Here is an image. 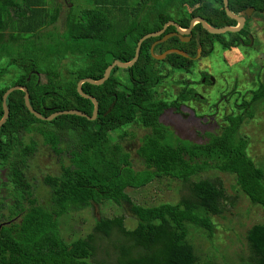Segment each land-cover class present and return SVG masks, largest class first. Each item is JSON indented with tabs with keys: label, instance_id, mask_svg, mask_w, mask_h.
Wrapping results in <instances>:
<instances>
[{
	"label": "trees",
	"instance_id": "obj_1",
	"mask_svg": "<svg viewBox=\"0 0 264 264\" xmlns=\"http://www.w3.org/2000/svg\"><path fill=\"white\" fill-rule=\"evenodd\" d=\"M214 1L142 0L129 8L122 0H99L103 9L85 8L75 14L73 8L63 18L61 9H45L39 5L41 0H12L13 15L7 7L0 10V120L3 97L17 86L28 89L32 107L44 117L69 110L91 117L93 103L77 91L81 80L99 81L115 61H132L139 41L161 31L177 14L183 29L195 17L215 28L235 27L223 0ZM229 2L233 13L248 7L262 9L264 4V0ZM187 5L192 12L184 11ZM178 7L183 8L180 13H176ZM7 31L11 33L6 35ZM172 31L170 27L168 32ZM192 34L191 43L169 39L158 44L154 53L180 49L195 54L200 46L203 61L213 55L216 45L223 52L240 48L239 38L245 31L211 35L197 25ZM158 40L143 43L133 68L114 69L102 86H83V92L99 102L96 120L68 115L41 121L26 107L23 91L8 97L10 117L0 134V168L5 170L2 186L8 190L0 200V264H220L209 250L195 243L199 235L212 243L213 252H220L213 244L217 220L227 221L228 208H236V199L218 174L234 176L240 194L264 209V167L252 159L250 139L241 134L243 126L254 120V108L264 111L263 69L257 72L255 89L242 93L235 85L220 97L224 101L219 105L205 98V104H210L208 117L213 124H221L215 126L217 132L206 130L201 143L194 142L177 137L162 119L171 109L181 113L183 102H202L200 95L188 86L189 81L182 83L185 88L175 103L158 93L171 76L172 66L191 74L193 62L188 65L177 54L163 61L154 59L151 49ZM226 102H231L234 112H227L221 120L218 107L226 108ZM130 125L146 130L137 149L142 170H136L123 145L138 136L124 130ZM35 136L41 137L44 148L61 157L60 175L47 174L42 180L29 176L31 159L40 149ZM165 180L178 184V202L138 205L129 194V190ZM39 185L45 186L47 198ZM108 205L129 213L135 227L127 226L124 215L101 216L85 236L76 235L70 242L65 239L62 228L76 216ZM224 228L229 230V226ZM245 238L248 254L238 264H264V224L248 228ZM229 261L225 257L222 264Z\"/></svg>",
	"mask_w": 264,
	"mask_h": 264
},
{
	"label": "rangeland",
	"instance_id": "obj_2",
	"mask_svg": "<svg viewBox=\"0 0 264 264\" xmlns=\"http://www.w3.org/2000/svg\"><path fill=\"white\" fill-rule=\"evenodd\" d=\"M54 1L55 0H46L45 5H50V9H55V5L52 3ZM141 1L142 0H122V4L128 6L129 8H135L141 3ZM207 2L212 4L214 2L215 4L214 0H207ZM73 4V11L75 14L89 7H91L92 9H97L89 2H87L86 6L84 0H73ZM151 5L152 4H150L149 6ZM108 6L110 8H113L111 4H108ZM189 7L190 6L187 5L185 8L186 10L184 11L186 12ZM182 9V7L181 9L178 7L177 13H180ZM75 14L74 17H76ZM7 19L8 17H6V21ZM115 20L117 22L118 19L116 18ZM251 21L252 30L254 31V33H257L256 35L259 39V42L258 44L256 43L253 51L242 49L243 47H240L239 49H233L231 51L223 52L220 46L216 45L213 55L201 62L200 67L205 72H207V74H212L217 83L216 86L212 89L207 88V86L203 87L202 85L197 86L196 89L199 92L202 91L204 93H207L206 95H204V100L206 98L209 103L213 105H219L221 101H224V99H221L220 97L223 94L225 95L227 94V92L232 91L235 85H237V90L239 91L240 89L242 93L253 89L257 84V72L260 70V68H262L264 71V58H260L261 55H264V13L259 16L253 15L251 17ZM127 25V22L123 23L121 25V31ZM71 59L72 60L69 61L74 60L73 58ZM2 62H7V60H4ZM1 65L4 64L2 63ZM67 65L72 67L71 64ZM201 68L199 69L201 70ZM9 70L13 71L12 68H10ZM187 77L190 76L185 75L183 77H173L171 78V80L165 81L158 88L159 95L162 94V96H164L167 91L177 86L172 83V80L175 83V81L178 80H186ZM194 77L196 81L199 79L198 75H195ZM263 79L264 73L261 77V80ZM1 83L2 82H0V84ZM189 87L193 86L190 85ZM232 101L234 100H231V102ZM231 102H226V108L224 105L218 107L219 109L221 108V114L219 115V118L221 120L224 115L227 114V112H234V110L230 108ZM207 106H210V104H205V102L203 103V101H196L193 102L192 108L183 109L184 113L190 117H192L191 110L196 112L193 113V118H189L188 121H185V119H180V116L179 118L172 117L169 111L165 114L162 120L166 123V125L171 126L170 128L173 129V132L177 137L201 143L203 141V134L206 130L209 131L210 129L212 132H217V128L215 126L221 124H215V122L214 124L212 123V119H210L211 117L208 115V110H206ZM254 109V120L243 126L241 134L243 133L250 139L251 145L248 152L252 159L255 161L257 166L264 167V111L259 106H256ZM196 117H198L199 119ZM217 120L218 118H215V121ZM199 127H202V130H198ZM125 130L137 134L138 139H142V137L146 133V130L136 125H133L131 128ZM34 139L41 142L39 151L36 153L33 161L30 163L29 176L31 178H36V180H42L43 177L47 174L60 175V156L56 157L48 148L42 147L41 143H43V141L41 138L35 136ZM26 141H29L28 137L26 138ZM124 145L128 146V151L131 154L132 160H134L133 164L136 170H142L143 164L137 157V149L140 146L139 141L137 140V142L135 141L134 143L127 142ZM51 160H54L55 163H49ZM64 160L65 162H67V158H65ZM4 174L5 170L1 168L0 200L2 199V197L8 195V190L2 186L3 182L5 181ZM218 177L221 178L225 183L228 194L233 199H236V208H233L231 210L228 208L229 211L227 212V221H223L222 219L217 220L218 228L216 231V235L213 238V244L218 246L220 252H213V249H211L212 243L205 240L199 235H195V243L198 246L203 245L204 249L209 250L210 254L213 255V257L217 258L220 264H222V260L225 257L231 260L229 261L230 264H238V260L240 259V257L247 256L248 254L245 233L248 228H251L256 224H264V209L262 207L253 206L243 194H240V190L236 185L234 176L218 174ZM38 187L42 196L47 198L48 192L44 190L45 186L39 185ZM129 194L132 197L133 201L138 205H158L161 203H176L179 201L178 184L173 181L170 182L168 180L162 182L156 181L152 185L142 190H129ZM119 215H124L126 217V224L129 228L133 229L135 227V223L133 220H131L132 216L129 213L124 214L117 206L108 205L105 207H97L95 210H86L82 214L76 216V218H74V221L71 220L67 226L62 228V231L64 232L65 239L67 241H74L76 238H78L77 236H85L91 231V229L95 225V218H101V216L112 218ZM225 225L229 226L228 231L225 230Z\"/></svg>",
	"mask_w": 264,
	"mask_h": 264
},
{
	"label": "water",
	"instance_id": "obj_3",
	"mask_svg": "<svg viewBox=\"0 0 264 264\" xmlns=\"http://www.w3.org/2000/svg\"><path fill=\"white\" fill-rule=\"evenodd\" d=\"M224 9L227 13V16L230 19H232L233 21L237 22V27L226 26L223 28H215V27H212L210 24H208L205 19L200 18V17L194 18L191 21L190 26L187 29L181 28L178 24H176L174 22H169L163 27V29L161 31L148 34L139 41L137 49H136L135 57L132 61H130L128 63L115 61L111 66H109L107 68L103 78L100 79L99 81H95L93 79L81 80L78 83L77 91L81 97H83L87 100H90L93 103L94 111H93V115L91 117L88 116L86 113L81 112L79 110L59 111V112L53 113L52 115H50L48 117H44L41 113L37 112L32 107L31 102H30V95H29L28 89L26 87L17 86V87H13V88L9 89L3 97L4 115H3L2 119L0 120V134H1L2 128L7 123L8 119L10 117V110L8 108V105H7L8 97L15 91H23L25 93V105L28 108V110L30 111V113L32 115H34L38 120L53 121L60 116H68V115L86 118L90 121L96 120L98 117V114H99V102L95 97L87 95L83 92V86L85 84H90L93 86H102L103 84H105V82H107L109 80L111 73L115 68H120V69H124V70H128L130 68H133L134 65L138 62V60L140 58L141 48H142L143 43L149 39H152V38L162 37L166 33V31L168 30L169 27L175 28L176 29L175 33L165 35L160 41H157L152 46L151 54H152L153 58L156 60L163 61L171 54H177V55H180L184 58H188V54H186L185 52H183L181 50H177V49L166 51L165 53L160 54V55L155 54L154 50L158 44L166 43L169 39H171L174 36L179 37L181 39V42H183V43L190 42L191 37H192V32L197 25H202L203 29L211 35H225L228 33H232V34L239 33L245 26V22H246L245 14L243 16V14L242 15H236L233 12H231V10L229 9V0H224ZM252 13H253V9H249V10H247L246 15L248 17H250ZM201 54H202V50L200 49L198 52V58L201 57Z\"/></svg>",
	"mask_w": 264,
	"mask_h": 264
},
{
	"label": "flooded vegetation",
	"instance_id": "obj_4",
	"mask_svg": "<svg viewBox=\"0 0 264 264\" xmlns=\"http://www.w3.org/2000/svg\"><path fill=\"white\" fill-rule=\"evenodd\" d=\"M223 4H224V0H223ZM199 6H196L195 7V9L196 8H198ZM229 9H230V2H229ZM249 9H253V13L251 14V16L250 17H248L247 15H246V12H247V10H249ZM192 10L193 9H191V8H188L187 9V13H190V12H192ZM232 12V11H231ZM177 13V12H176ZM264 13V4H263V8L262 9H256L255 7H248L246 10H244L243 12H239V13H234V14H236V15H242L243 14V16H244V14H245V17H246V22H245V26H244V28L239 32V33H237V34H240V33H243L244 31H245V34H243V36L241 37V38H239V41H240V44H241V47H243L242 49H246V50H252L253 51V49L255 48V45H256V43L258 44V42H259V39L257 38V33H254V31L252 30V27H251V23H252V21H251V17L254 15V16H259V15H262ZM195 18H197V17H195ZM200 18H202V17H200ZM194 19V18H193ZM192 19V20H193ZM204 19V18H203ZM191 20V21H192ZM179 21H180V16H179V14H177L176 15V18H175V21H170V22H174V23H176V24H178L179 26H180V24H179ZM169 23V22H168ZM63 24V23H62ZM235 27H237V22H236V25H235ZM169 29H170V27L168 28V30L166 31V33L162 36V37H160V38H158L159 40L158 41H160L165 35H168V34H172V33H175V31H176V29L174 28V31H172V32H168L169 31ZM193 33V32H192ZM173 38H178L180 41H181V39L179 38V37H177V36H174V37H172L171 39H173ZM192 39H193V34H192V37H191V40H190V42H188V43H191V41H192ZM160 44H162V43H160ZM187 44V43H186ZM202 50V48L199 46V48H198V51H197V53H195V54H191V53H188V52H185V51H183V52H185L186 54H188V58H186L187 60H188V62H189V64L188 65H190V63L191 62H193V71H192V73L191 74H185V73H183V72H181V71H176L174 68H173V66L171 67V76L169 77V78H167L165 81H167V80H171V78H176V77H179V76H185V75H187V76H190V77H187V79L185 80V79H183V80H178V81H175V83H174V81L172 80V83L174 84V85H177L176 87H174V88H172V89H170L169 91H167L166 93H165V95L164 96H162V94L161 95H159V97L160 98H162V99H166V100H168L169 102H172V103H175V102H177V101H179V99H180V94L183 92V90H184V88H185V86H184V84H182L183 82H188L189 81V84H188V86H193V87H191L196 93H198V95H200V97H201V100H203V102H204V95H206L207 93H204V92H199L197 89H196V87L197 86H200V85H202L203 87L205 86H207V88H209V89H212V88H214L215 86H216V83H217V81H216V79L211 75V74H207V72H205L201 67H200V65H201V62H202V58L204 57L203 56V51H202V54H201V57L200 58H198V52H199V50ZM171 50H173V49H171ZM177 50H180V49H177ZM155 51V50H154ZM182 51V50H181ZM260 58H264V55H261V57ZM187 67V66H186ZM199 68H201V70L199 69ZM116 69V68H115ZM118 69H120V68H118ZM121 71H123L124 69H120ZM106 72V71H105ZM177 73H179V74H177ZM112 74V73H111ZM204 74H205V76H204ZM195 75H198V77H199V79L196 81L195 80ZM122 76H123V74H122ZM111 77V76H110ZM124 78H126L125 77V75L123 76V79ZM87 79H89V78H87ZM110 79V78H109ZM164 81V82H165ZM209 82V84H207ZM106 83V82H105ZM104 85V84H103ZM169 88H171V87H169ZM203 90V89H202ZM207 92H208V89H207ZM192 105H193V101H187V102H183V103H181V106H180V112L181 113H179L177 110H175V109H171V110H169V113L172 115V117H175V118H179V116H180V119H185V121H188L189 120V118H193V113L195 112V111H192L191 110V113H192V117H190V116H188V115H186L185 113H184V110L183 109H185V108H192ZM177 111V112H176ZM196 113V112H195ZM165 125H166V123L165 122H163ZM133 125H130V126H128V127H126V128H124V130L125 129H128V128H131ZM167 127H171V126H168V125H166ZM171 129V128H170ZM172 131H173V129H171ZM126 131V130H125ZM36 137H38V138H41V137H39V136H36ZM137 140L139 141V144H140V139H138V138H135L133 141H131V143L133 142H137ZM36 141H38V140H36ZM29 142V141H28ZM40 142L41 141H38V143H39V145H40ZM130 142V141H129ZM127 142H125V143H123V145L124 144H126ZM42 144V147H43V143H41ZM124 147L128 150V146L127 145H124ZM46 148V147H45ZM51 152H52V150H50ZM53 153V152H52ZM54 154V153H53ZM54 156H59L58 154H54ZM35 157V156H34ZM34 157L31 159V161H33V159H34ZM61 157H60V163H61ZM51 162H54L55 163V161L54 160H51L49 163H51ZM2 168V167H1ZM0 168V169H1Z\"/></svg>",
	"mask_w": 264,
	"mask_h": 264
},
{
	"label": "crops",
	"instance_id": "obj_5",
	"mask_svg": "<svg viewBox=\"0 0 264 264\" xmlns=\"http://www.w3.org/2000/svg\"><path fill=\"white\" fill-rule=\"evenodd\" d=\"M11 1L12 0H0V10L2 7L3 8L7 7L6 10L9 9L8 10L9 12H13L14 7H11ZM32 1H35V0H32ZM41 1H43L42 4L39 3V5L41 7L44 6L45 9L46 8L50 9V5L49 6L45 5L46 0H41ZM98 1L99 0H84L86 6H87V2H89V3H91L92 6L96 7L97 9H103L104 8L103 5H101V4L98 5ZM118 1H120V3H121V0H118ZM52 3L55 5V9H61V14H62L63 18H65L66 14L69 10H72L74 8L73 0H55ZM88 9H92V8L89 7ZM93 9H95V8H93ZM12 15H13V13H12ZM5 33H6V35H9L11 33V31H7Z\"/></svg>",
	"mask_w": 264,
	"mask_h": 264
},
{
	"label": "clouds",
	"instance_id": "obj_6",
	"mask_svg": "<svg viewBox=\"0 0 264 264\" xmlns=\"http://www.w3.org/2000/svg\"><path fill=\"white\" fill-rule=\"evenodd\" d=\"M235 49H239V48H235Z\"/></svg>",
	"mask_w": 264,
	"mask_h": 264
}]
</instances>
